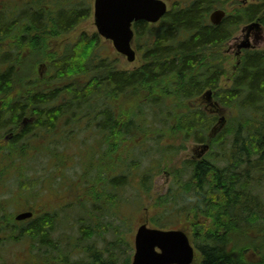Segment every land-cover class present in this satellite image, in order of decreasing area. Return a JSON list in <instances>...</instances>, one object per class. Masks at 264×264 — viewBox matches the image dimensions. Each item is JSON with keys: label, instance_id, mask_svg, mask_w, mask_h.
<instances>
[{"label": "trees", "instance_id": "obj_1", "mask_svg": "<svg viewBox=\"0 0 264 264\" xmlns=\"http://www.w3.org/2000/svg\"><path fill=\"white\" fill-rule=\"evenodd\" d=\"M170 1L158 24H133L141 65L120 71L95 54L96 33L66 40L88 9L74 0L61 9L58 2L54 8L32 0L27 91L22 75L0 74V86H14L0 92L1 110H7L0 125L13 133L0 139V223L13 229L16 242L30 239L39 252L55 248L50 233L62 242L68 228L77 229L75 219L81 240L102 235L108 225L97 211L122 214L117 208L131 189L137 212L150 211L143 221L177 225L188 234L197 251L193 264H264V50L243 51L228 70L225 49L240 25L258 22L264 29V0ZM216 8L227 13L217 26L208 20ZM206 91L233 116L216 133L217 106L206 104ZM26 97L28 124L22 122ZM188 141L207 145L208 153L172 162ZM163 171L173 186L157 194L152 181ZM54 188L67 193L56 209L37 201ZM141 198L148 204L143 208ZM20 206L35 214L27 224L12 213L5 217L6 209ZM118 236L120 247L124 237ZM86 252L88 261L78 264H115L112 253L104 262L96 246Z\"/></svg>", "mask_w": 264, "mask_h": 264}, {"label": "rangeland", "instance_id": "obj_2", "mask_svg": "<svg viewBox=\"0 0 264 264\" xmlns=\"http://www.w3.org/2000/svg\"><path fill=\"white\" fill-rule=\"evenodd\" d=\"M53 2V0H43L44 4H49L50 2ZM77 1L80 7L82 6L83 9H88V16L81 22L79 23L75 29L69 33L66 36V40L68 42H74L76 39L78 40L81 34H87L91 36L93 33H96V28L94 25L93 21V2L94 0H74V2ZM168 3V6L171 5V2L168 0H165ZM58 2V3H57ZM72 0H57L56 3L59 7V9L62 8V4L66 3L67 7H72L73 3ZM56 12V11H55ZM33 13V11H31ZM245 29H246V24H242L239 26L238 30L236 31V34L233 36V38L226 44V51L229 54V59L230 62L226 63L227 69L230 70L232 65H235V59H233V55L237 50V46L244 40L245 38ZM251 43L253 45V48L255 50H264V29L260 28L258 31H254L252 33V36L250 38ZM100 53L102 54L101 57H108L107 62L111 61L115 66L116 69L120 71H131L133 69L138 68L141 65V60H140V55L136 51L137 58L134 63H128L124 57L119 55L114 48L112 47L111 43L107 40H104L103 38H100L98 46L95 49V54ZM95 58V57H94ZM40 73L44 71V65L39 68ZM228 87V86H227ZM225 119L228 120L229 117L233 118L232 112L230 110L223 111ZM227 123L225 122L224 126ZM175 145H178V142H174ZM185 148L178 150V154L174 155L172 162H181L185 159H191L193 156H197L199 154V151L202 149L201 145L195 144L193 141H188L185 143ZM84 151H88V148H84ZM69 152V151H68ZM69 153H72L71 151ZM201 156L206 155L208 151H202L200 152ZM76 160V159H75ZM170 186H173L172 179L166 176L164 172L157 173L155 177L153 178L152 181V191L157 193V194H162V193H167L168 189ZM0 199L2 194L5 192L4 190H0ZM129 192L127 193V196L123 197V200L128 201V202H123L122 204L119 205L117 208L118 210L122 212V214H117L114 215L111 213L109 215H103L102 217L99 215V211H97V215L100 217L101 222L103 224L108 225L107 228L108 230L102 234V235H94L91 239H86V240H81L80 237L78 236V232L76 231L78 227L80 226L79 224V219L72 220V223L77 222V229L76 230H71L68 228L65 232V234L62 235V253H66L67 257L69 260L73 262H78V261H86L88 257V253L86 252L87 248L92 245L96 246L97 250H99L101 253V258L104 262L110 257V254L112 253L115 260V264H124L126 257L129 256V264L132 258V254L134 251L133 248V237L135 234V231L139 224L142 223L143 216L148 217L150 211L146 210H141L140 212L139 209L136 207L138 204L136 202H131L134 199L135 192L132 191L131 189L128 190ZM151 191L149 197H154L155 194ZM52 196L48 199L46 197H43L45 201H51V203H54L52 205L51 209L55 208V205L57 203H60V201L64 202L66 201V191L64 190H59V189H52L50 191ZM261 195V200L264 201V190L260 191ZM142 201V208L147 206L148 204L144 200V198L140 199ZM38 202L40 201V198L37 200ZM68 202V201H67ZM130 205H133V207L136 209V211L130 207ZM21 207V206H20ZM17 209V208H16ZM72 210L71 208H67V211ZM108 210V209H106ZM24 210H18L15 211L13 210L12 207H9L7 209V213H18ZM96 213V211H94ZM123 215V216H122ZM86 216H84L85 218ZM25 224H27L26 221H24ZM71 223V221H69ZM149 225L150 222H148ZM153 226V225H152ZM164 229H178L179 226L177 225H172V226H164ZM59 233V232H57ZM118 234H122L124 237V243L121 244L119 247L118 243ZM60 235V233H59ZM74 237V238H73ZM63 239H66V242H63ZM76 243L77 248H75V251H71L72 245L70 243ZM116 242V243H115ZM14 256H15V264H22V262L29 261V253L27 250L23 252V243H15L14 244ZM109 248V252H106L105 250ZM118 249H121L122 252ZM196 251V250H195ZM117 252H119V255H117ZM197 253V251H196ZM4 256L7 257V252L4 253ZM25 258V259H24ZM24 259V260H23ZM68 262V261H67ZM7 264V263H4Z\"/></svg>", "mask_w": 264, "mask_h": 264}, {"label": "water", "instance_id": "obj_3", "mask_svg": "<svg viewBox=\"0 0 264 264\" xmlns=\"http://www.w3.org/2000/svg\"><path fill=\"white\" fill-rule=\"evenodd\" d=\"M166 13L164 0H94L93 4L98 35L111 41L113 48L128 62H133L136 56L132 47V24L137 21L156 23ZM224 16V10L216 9L209 14V20L211 24L219 25ZM257 27L258 23H252L248 29ZM250 46V41L246 39L238 49ZM221 121L224 122V119ZM31 216V212H22L15 219L24 220ZM133 245L131 264H192L195 259L194 248L181 229H158L142 223L135 231Z\"/></svg>", "mask_w": 264, "mask_h": 264}, {"label": "flooded vegetation", "instance_id": "obj_4", "mask_svg": "<svg viewBox=\"0 0 264 264\" xmlns=\"http://www.w3.org/2000/svg\"><path fill=\"white\" fill-rule=\"evenodd\" d=\"M31 2L32 0H0V74L8 73L12 78L15 75H22L24 90L26 91L30 82L32 58ZM53 3L56 2L51 1L49 5L55 8L56 6H54ZM253 32L254 31L249 32L250 37ZM236 59L238 60V58ZM41 65L43 64L39 63L38 69ZM13 89L14 86H0V92ZM26 99V116H24L22 122L28 124L30 121L28 109L29 103L27 97ZM2 104L3 101H0V113H5L7 110H1L4 108L2 107ZM216 106V115L220 117L221 107L219 105ZM5 121L7 123L13 122V118H5ZM0 137V139L5 141L12 139L13 133L10 130V127L0 125ZM200 152L202 151H199V154L195 157L196 159L202 158ZM192 158H194V156ZM10 226L12 227L13 225L10 224ZM14 244L15 240L13 229L9 228L8 224L0 223V264H15ZM30 244V239H28V243L25 241V250H27L30 257L28 258L29 261L22 262V264H63L61 245H58L55 248L42 246L40 248L39 255H35V253L32 252ZM41 251L49 252L47 258L40 257ZM6 252L7 257L4 256V253ZM69 264H78V262L69 261Z\"/></svg>", "mask_w": 264, "mask_h": 264}]
</instances>
